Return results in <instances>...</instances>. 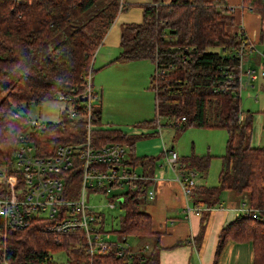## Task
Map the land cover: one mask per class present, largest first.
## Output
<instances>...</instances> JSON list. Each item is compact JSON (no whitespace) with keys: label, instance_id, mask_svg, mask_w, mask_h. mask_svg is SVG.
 <instances>
[{"label":"trees","instance_id":"trees-1","mask_svg":"<svg viewBox=\"0 0 264 264\" xmlns=\"http://www.w3.org/2000/svg\"><path fill=\"white\" fill-rule=\"evenodd\" d=\"M159 1L142 6L141 23L121 26L119 53L110 62L147 60L154 65L149 83L157 115L136 127H155L162 117L172 120L171 125L177 129L194 126L226 130L228 139L225 154L220 157L218 186L192 189V205L203 202L211 208L220 203L224 190H230L247 195L250 208L263 207L264 145L252 147L248 143L252 116L248 111L241 117L238 88L240 66L250 42L236 28L234 15L223 0ZM121 2L0 0V165L5 166L8 176H16L8 167L18 134L26 125L29 107L56 99L60 92L75 97L82 93L86 76L94 73L96 49L118 13L126 7L123 3L119 10ZM97 3V9L56 41L35 65L6 80L30 55L52 42ZM243 5L264 17V0H244ZM69 105L73 107L75 103ZM97 106L92 111V121L99 125V103ZM69 131L66 128L65 133ZM41 133L58 136L52 140L51 147L63 137L59 126L44 128ZM38 134H33L31 140L40 152L44 142ZM139 138L117 129L91 133L96 147L113 142L126 144L128 159L124 164L133 169L141 167V174L152 176L156 158L135 156L134 144ZM210 159V156H191L179 162L182 168H194L202 175L207 172ZM147 184L139 182L133 190L122 194L119 231H112L117 238L153 234L150 216L140 209ZM46 226L40 218H35L23 229L7 231L0 237V264H42L48 263L52 253L77 252L74 246L81 244L77 235L57 234ZM230 238L249 241L252 264H264V221L244 215L236 217L220 230L216 255ZM156 253L154 248L145 255L119 257L117 250L111 248L96 255L92 264H157Z\"/></svg>","mask_w":264,"mask_h":264},{"label":"built area","instance_id":"built-area-1","mask_svg":"<svg viewBox=\"0 0 264 264\" xmlns=\"http://www.w3.org/2000/svg\"><path fill=\"white\" fill-rule=\"evenodd\" d=\"M123 2L120 3L119 10ZM250 44L247 52H252ZM242 58V51H239ZM264 66V56L262 57ZM242 69L238 78L240 90L256 79L253 70L245 71V81H242ZM263 75V72L260 73ZM57 101L75 103L67 112L66 117L58 122H41L38 119L29 120L18 134L13 160L9 170L16 176H8L5 166L0 165V237L7 231L23 229L31 224L35 218H40L47 224L46 229L57 234L77 235L80 245H75L78 255V264H92V259L107 252L111 248L117 250V255L132 257L125 240L105 241L102 238L103 220L100 211L89 207L87 194L106 195L113 188L126 187L133 190L139 182H152L153 178L136 172L125 165L128 159V146L118 142L96 147L91 140V133L96 130L93 120V107L99 103L98 93L93 89L91 76L85 78L82 93L78 96H69L60 92L55 96ZM181 121L184 118L180 119ZM59 126L63 132L53 147L52 140L58 138L51 133H41L44 128L53 129ZM69 128V133H65ZM40 131V132H39ZM39 132V134H38ZM38 134L44 145L37 151L31 136ZM26 136L29 143L25 145L21 139ZM47 138L48 141L43 139ZM51 140V141H50ZM32 143V145H31ZM50 143L49 147L46 146ZM167 167L174 170L181 169L176 153L172 150H163ZM165 166V167H166ZM195 174L186 170L182 175L176 174L175 181L179 183L185 197L191 195L196 183ZM126 190V191H127ZM125 191V192H126ZM122 194L121 198L122 203ZM117 196H112L110 203ZM155 197L153 186L147 187L144 192L145 200ZM186 214H200L202 210H210L205 204L186 205ZM202 206V207H201ZM244 215L251 219L264 221V206L260 208H242ZM3 264H8L3 262Z\"/></svg>","mask_w":264,"mask_h":264},{"label":"rangeland","instance_id":"rangeland-1","mask_svg":"<svg viewBox=\"0 0 264 264\" xmlns=\"http://www.w3.org/2000/svg\"><path fill=\"white\" fill-rule=\"evenodd\" d=\"M170 0H160L159 2L167 3ZM98 7V3L92 8L87 10L81 17L72 22L70 26L56 37L52 42L35 51L29 58L23 62L17 69H15L6 80L12 79L17 75L25 72L30 66L35 65L39 58L47 54L53 44L59 39L65 37L73 27L83 23ZM245 58H249V61L245 63V69L247 66L252 67L257 72L259 67L255 64V54L245 55ZM148 64V62H145ZM142 63V64H145ZM26 69V70H25ZM94 73L91 76V83L98 90L100 89L101 96L99 97V107L101 110L100 118L101 123L111 126H121L123 129L136 127L140 123L154 120L156 112L154 110V92L150 88V76L154 70L152 66L151 72L146 79L143 78L141 73L133 68H126L125 71L107 69L99 76V70H97L96 64L93 67ZM101 81L102 86H98V82ZM245 84V79H242ZM102 89H101V88ZM240 108L243 112L242 118L247 115V111L251 113V134L248 143L252 147H262L264 145V78L257 80L256 82L245 85L240 90ZM98 108L94 106L93 109ZM69 102H60L56 99L41 103L39 105H31L25 115L27 122L29 120L38 119L41 122H58L66 117V113L69 112ZM26 122V124H27ZM158 123L161 129V138L153 137L152 135L139 138L134 144L135 155L138 158L141 157H153L156 158L154 167L155 172L163 169L167 165L166 158L161 156V140L166 146L170 148L173 146L174 152L181 160L187 157H204L210 156V163L207 170V174L203 177L196 171L194 181L200 185L208 187L218 186L217 177L220 170L221 162L220 156L225 154L226 142L228 139L227 131L224 129H211V128H198L194 126L187 127L182 130L175 128L171 125L172 120H168L162 117L158 118ZM130 132V131H128ZM48 141L47 138L43 139ZM22 143L27 145L29 143L26 136L21 139ZM32 145V143H31ZM50 143L46 146L49 147ZM171 169V168H170ZM142 168L135 169L136 172H141ZM172 170V169H171ZM169 170L165 179L173 181L175 176L173 171ZM126 187L113 188L106 195L87 194V204L89 207L100 211L103 220V232L102 238L105 241H115L118 239H125L126 243L130 246V249H134L135 244H141V242L134 240L131 236L117 238L116 233L112 231H119V218L122 212L119 208L121 198L118 195L125 192ZM192 195V194H191ZM112 196H117L110 201L114 204L113 209L108 208V200ZM144 201V200H143ZM220 203L222 206L227 205L228 193L222 192L220 195ZM153 202V201H152ZM142 206L151 204V202H142ZM193 202L189 201L188 205L191 206ZM42 264H78V255L76 251L65 252L58 251L52 253L49 257L48 263Z\"/></svg>","mask_w":264,"mask_h":264},{"label":"crops","instance_id":"crops-1","mask_svg":"<svg viewBox=\"0 0 264 264\" xmlns=\"http://www.w3.org/2000/svg\"><path fill=\"white\" fill-rule=\"evenodd\" d=\"M152 1L153 0H122L126 6L125 9L118 13L106 32L102 43L94 53L93 67L95 64L97 68L102 67L99 70V76L107 69L125 71L126 68H133L136 69V71L138 70L144 79L148 77L154 65L147 60L110 62L119 53L121 26L131 23H141L142 6L152 3ZM223 2L226 8L233 13L236 28L244 33L253 47V51L246 52L245 55L249 56L251 53L255 54L254 62L257 67H259V71L257 72L250 66H247L245 69V63L249 61V58H245V55L241 65L243 79H245V71L247 69L253 70L257 75L256 79L250 82L251 84L252 82L264 78V66L262 64V57L264 55V17L262 18L259 13L251 10L250 7L244 6V0H223ZM146 61L148 64L145 63ZM261 72H263L262 76L260 75ZM97 84L103 88L101 81ZM92 87L101 96V90L95 88L93 84ZM101 129H117L129 136L150 137V135H152L151 138L158 136L161 138L159 123L155 127H129L123 129L121 126L102 124L100 118V124L96 125V130ZM160 145L162 151L167 149L174 151L173 146L166 148L162 140ZM179 160L178 158V162ZM180 168L181 169H177L175 167L174 170H171L166 166L155 172L154 167L152 176H149L152 177L153 180L152 182H147L146 188L153 186L155 189V197L150 201L144 199L145 202L148 201L151 202V204L149 203L141 208V210L151 218L153 234L146 237L131 236L134 240L141 242V244H135L132 250L128 245L129 250L132 251L131 253L136 256L141 254L145 255L155 248L157 251V264H252L253 251L249 241H241L233 238L227 239L220 253L216 255V246L220 230L239 215H244L242 210L244 206L250 207L247 195L224 190L223 192L228 193L226 206H222V204L219 203L211 207L210 210H202L200 214L196 215L190 213L188 215L185 209L188 202H192L190 198L191 195L188 198L185 197L179 183L176 182L175 179L173 181L165 179L169 170L173 171L174 175L178 174L180 176L182 175V170L184 173L186 170L196 171L194 168H182V165ZM206 174L207 172L202 174V176L205 177ZM202 186L208 187L196 182L195 187ZM195 187L193 189H195ZM202 204L205 203L200 202V205ZM201 231L203 232L202 236L197 237L200 235L199 232ZM195 238L198 239L196 240Z\"/></svg>","mask_w":264,"mask_h":264},{"label":"bare ground","instance_id":"bare-ground-1","mask_svg":"<svg viewBox=\"0 0 264 264\" xmlns=\"http://www.w3.org/2000/svg\"><path fill=\"white\" fill-rule=\"evenodd\" d=\"M12 232V231H11Z\"/></svg>","mask_w":264,"mask_h":264}]
</instances>
